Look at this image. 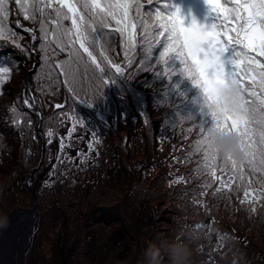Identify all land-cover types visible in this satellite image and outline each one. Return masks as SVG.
<instances>
[{
  "label": "trees",
  "instance_id": "1",
  "mask_svg": "<svg viewBox=\"0 0 264 264\" xmlns=\"http://www.w3.org/2000/svg\"><path fill=\"white\" fill-rule=\"evenodd\" d=\"M165 3L172 5V0H144V10L160 7L166 12ZM11 19L14 23L13 7ZM14 26L24 36L22 44L38 47L39 41ZM113 28L96 29L91 46L107 75L90 61L86 71L83 60L74 61V85L65 82L59 63L41 69L39 52L29 55L0 39V67L13 66L0 94V217L18 207L30 208L35 200L37 218L26 264H38L41 253L52 264L58 246L63 264H133L137 255V264H149V245L158 247L160 264H171L169 249L180 244L191 249V264H264V195L255 204L241 203L245 188L264 194V170H258L253 149L243 140L251 155L245 165H226L212 157L205 144L215 122L202 88L185 74L182 61L171 54L155 71H137L145 55L143 29L137 26L129 68L124 37ZM162 50L153 47L152 63ZM227 54L233 58L231 50ZM49 55L53 61L72 59L58 48ZM83 56L86 60L87 54ZM105 57L124 67L123 75ZM28 80L36 97L34 110L23 105ZM245 95L248 99L247 90ZM14 107L27 114L31 128L14 125ZM72 117L80 121L74 131ZM201 123H206L203 137L198 133ZM49 127L55 132L51 144ZM198 139L203 142L195 150ZM206 156L216 168L235 173L231 191L217 192L210 169L197 170ZM113 205L123 213L115 214ZM114 235L119 242L111 243L110 256L91 253L94 241Z\"/></svg>",
  "mask_w": 264,
  "mask_h": 264
},
{
  "label": "snow or ice",
  "instance_id": "2",
  "mask_svg": "<svg viewBox=\"0 0 264 264\" xmlns=\"http://www.w3.org/2000/svg\"><path fill=\"white\" fill-rule=\"evenodd\" d=\"M148 2L152 3V0ZM206 2L216 14L211 26H202L195 19L190 26H185L180 9L176 7L175 11H171L175 6L169 3L164 5L166 12L160 7L146 12L144 0H0V39L20 47L29 55L39 52L42 63L38 67L41 69L49 65L55 68L59 63L58 71L64 73L65 82L74 85L78 82L74 61L83 60L85 71L90 66V61L101 74L107 75L91 47L96 29H109L115 25L113 30L124 37V55L128 57L127 66L130 68L133 64L131 56L134 55L136 46V29L139 26L144 33L145 55L137 71H155L159 63L166 65L169 56L175 54L183 63L185 74L202 88L204 105L215 122L213 128L239 134L253 149V155L257 156L258 170H264V152L260 151L264 146V0ZM13 4L16 6L14 23L11 19ZM21 16L32 23L33 26L25 30L32 41H39L38 47L35 44L26 46L21 43L24 36L14 26L25 28ZM155 45H160L163 50L159 53V61L152 63ZM57 48L68 52L72 59L53 61L49 52L55 55ZM229 50L233 53L230 61L233 68L226 70L225 54ZM85 53L86 60L83 56ZM105 60L116 73L123 75L124 67L108 57ZM12 72L13 66L0 67V94L4 84L11 79ZM229 80L241 83L247 90L248 99L244 111L233 113L224 106L226 101L223 87ZM73 95L78 94L74 92ZM35 100V96L26 95L23 105L34 110ZM56 107L61 108L60 105ZM68 108L70 111V106ZM12 113V122L16 127H32L33 122L26 113L16 107L12 109ZM62 115L65 119L68 118V112L62 110ZM72 119L74 131L80 121L75 117ZM205 125L206 123H201L198 126L199 137H203ZM46 136L47 142L51 144L55 136L51 127ZM202 142V139L195 141V150ZM65 147L62 138L61 149ZM94 147V143L90 144L89 150ZM82 156L87 159L86 153ZM200 167L210 169L212 180L219 184L217 192L225 189L231 191L235 186V173L229 175L226 170L216 168L212 158L206 156L197 170ZM204 187L208 188L209 185L205 184ZM262 195L264 194H259L256 189L245 188L241 203L255 204L261 200Z\"/></svg>",
  "mask_w": 264,
  "mask_h": 264
},
{
  "label": "clouds",
  "instance_id": "3",
  "mask_svg": "<svg viewBox=\"0 0 264 264\" xmlns=\"http://www.w3.org/2000/svg\"><path fill=\"white\" fill-rule=\"evenodd\" d=\"M246 89L239 83L229 80L223 87L224 106L228 111L236 113L245 110L247 102ZM205 147L209 154L224 164L245 165L251 162L249 150L244 146L242 137L235 131L211 129L207 135ZM198 238V234L193 239ZM171 264H191V249L184 244L169 249ZM149 264H160V251L157 246L149 245L146 250Z\"/></svg>",
  "mask_w": 264,
  "mask_h": 264
},
{
  "label": "water",
  "instance_id": "4",
  "mask_svg": "<svg viewBox=\"0 0 264 264\" xmlns=\"http://www.w3.org/2000/svg\"><path fill=\"white\" fill-rule=\"evenodd\" d=\"M183 1L185 5L192 2V0ZM173 5L175 6L173 11L176 10L177 6H182L180 0H173ZM13 8L16 13V6L14 5ZM180 14L184 18L185 26H190L193 19L199 23L194 14L185 15L182 11H180ZM26 28L27 27L25 26V28L21 29L26 31ZM225 56L228 58L226 54ZM37 64L38 63H35L34 67L28 72V79L30 74L35 71ZM26 95L33 96L29 80L27 81L24 90V96ZM38 114L41 117V113L39 111ZM32 173L33 170L30 171V184H32ZM32 200V207H19L8 213L4 218L0 217V264H26L27 252L31 246V238L35 231L37 218V205L33 198ZM101 210L106 212L107 207L102 206Z\"/></svg>",
  "mask_w": 264,
  "mask_h": 264
},
{
  "label": "rangeland",
  "instance_id": "5",
  "mask_svg": "<svg viewBox=\"0 0 264 264\" xmlns=\"http://www.w3.org/2000/svg\"><path fill=\"white\" fill-rule=\"evenodd\" d=\"M14 6V4L12 5V7ZM212 16H213V14H212ZM22 20V19H21ZM26 26V25H25ZM26 27H28V26H26ZM231 59H228V62H229V67H228V69L227 70H231L232 68H233V65L231 64ZM32 69V68H31ZM31 69H29V71L31 70ZM28 71V72H29ZM28 72H27V74H28ZM28 76V75H27ZM26 87V86H25ZM25 90V89H24ZM19 208V207H18ZM23 208V207H22ZM118 208V206H115L114 207V205H113V207H112V211L115 213V214H117V215H119V213H123V210H122V208H120V209H117ZM55 209H57V210H59L58 208H55ZM54 209V210H55ZM60 211V210H59ZM10 213V212H9ZM51 214H54L53 212L51 213ZM144 224H145V226H144V228H148L149 229V227H150V224H149V222L148 221H146V222H144ZM118 240V241H117ZM116 241H117V243L119 242V237L117 238V235H114V236H112V238L111 237H108V239L107 240H102V238L100 239V240H96V241H94L92 244H91V247H90V249H91V253L94 255V256H97V257H100V258H104L105 256H110L111 254L110 253H108L109 251H111L112 250V242H115L116 243ZM104 243V244H103ZM62 252H63V249L60 247V246H58L57 247V249H55V254L53 255V258H52V264H63V262H64V256H63V254H62ZM138 258H139V255H137L136 256V258H135V260H134V262H133V264H137V262H138ZM51 260V259H50ZM26 261H28V260H26ZM63 261V262H62ZM39 263L38 264H47V259H46V256H45V254L44 253H41V254H39V261H38Z\"/></svg>",
  "mask_w": 264,
  "mask_h": 264
},
{
  "label": "bare ground",
  "instance_id": "6",
  "mask_svg": "<svg viewBox=\"0 0 264 264\" xmlns=\"http://www.w3.org/2000/svg\"><path fill=\"white\" fill-rule=\"evenodd\" d=\"M181 1L182 6H177L180 11L185 15L194 14L197 18V21L202 26H211L212 24V9L207 4L206 0H192L191 3L185 5L183 0ZM179 5V4H177ZM229 67L228 58L225 56V68L226 70Z\"/></svg>",
  "mask_w": 264,
  "mask_h": 264
}]
</instances>
